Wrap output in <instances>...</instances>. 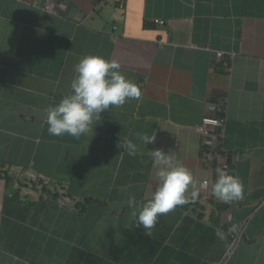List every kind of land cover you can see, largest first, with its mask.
<instances>
[{
    "label": "crops",
    "instance_id": "0c3cea01",
    "mask_svg": "<svg viewBox=\"0 0 264 264\" xmlns=\"http://www.w3.org/2000/svg\"><path fill=\"white\" fill-rule=\"evenodd\" d=\"M85 55L118 62L141 96L79 138L50 135L44 110ZM205 116L224 119L213 160ZM156 149L193 182L147 235L127 201L151 197ZM217 169L239 177L240 200L212 195ZM0 264H264V0H0Z\"/></svg>",
    "mask_w": 264,
    "mask_h": 264
},
{
    "label": "clouds",
    "instance_id": "9594fccd",
    "mask_svg": "<svg viewBox=\"0 0 264 264\" xmlns=\"http://www.w3.org/2000/svg\"><path fill=\"white\" fill-rule=\"evenodd\" d=\"M74 78L70 81V92L55 105L48 106L45 121L48 133L54 136L65 134L74 138L93 132L94 121L110 106H122L131 99H138L141 90L120 71V64L99 55H85L74 65ZM145 144L154 142V136L141 134ZM118 148L135 155L136 145L128 140L121 141ZM158 166L157 184L151 197L137 207L134 195L128 196L132 208L133 225L144 229L147 235L156 226L158 218L185 204V193L193 182L190 171L183 165H174L168 153L160 149L151 151ZM201 187L207 188V182ZM212 195L225 203L240 200L243 196L242 183L237 176L217 169V178L212 184Z\"/></svg>",
    "mask_w": 264,
    "mask_h": 264
},
{
    "label": "built area",
    "instance_id": "2783aa9c",
    "mask_svg": "<svg viewBox=\"0 0 264 264\" xmlns=\"http://www.w3.org/2000/svg\"><path fill=\"white\" fill-rule=\"evenodd\" d=\"M46 9L52 10L49 5H46ZM155 22L161 24L163 23L162 20H155ZM216 56L219 65L226 72H229L231 70V55H226L224 52L218 51L216 53ZM215 108H217V110L221 113L224 112L223 107L216 106ZM223 121V116H205L202 118L201 123L196 128L203 139L207 140L206 147L202 150V157H205L208 160H213L216 156L219 155V152L216 149V140L218 139V135L215 129L221 127ZM25 180H27L28 183H30L35 189L38 190L50 183L49 179L45 175L31 171L25 172ZM205 189L206 188L202 187V190ZM241 227L243 228V226Z\"/></svg>",
    "mask_w": 264,
    "mask_h": 264
},
{
    "label": "trees",
    "instance_id": "16d2710c",
    "mask_svg": "<svg viewBox=\"0 0 264 264\" xmlns=\"http://www.w3.org/2000/svg\"><path fill=\"white\" fill-rule=\"evenodd\" d=\"M2 175L3 176H5L6 178H7V180H8V182H12V179H11V177H9V175H8V172L6 171H4V172H2ZM20 182V181H19ZM20 184V186H21V183H19ZM38 190V189H37ZM39 191H41L43 194H45V195H50V196H52V197H58V196H60L59 195V190L58 189H56V188H54L52 185H51V183H49L48 185H46V186H44L43 188H41V189H39ZM77 207H81L79 204H77L76 205Z\"/></svg>",
    "mask_w": 264,
    "mask_h": 264
}]
</instances>
